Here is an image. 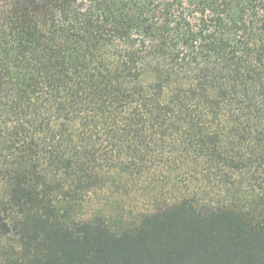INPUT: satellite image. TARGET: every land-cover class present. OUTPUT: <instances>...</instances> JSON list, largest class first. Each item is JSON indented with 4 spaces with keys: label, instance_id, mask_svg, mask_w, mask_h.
<instances>
[{
    "label": "trees",
    "instance_id": "16d2710c",
    "mask_svg": "<svg viewBox=\"0 0 264 264\" xmlns=\"http://www.w3.org/2000/svg\"><path fill=\"white\" fill-rule=\"evenodd\" d=\"M0 264H264V0H0Z\"/></svg>",
    "mask_w": 264,
    "mask_h": 264
},
{
    "label": "rangeland",
    "instance_id": "374dc122",
    "mask_svg": "<svg viewBox=\"0 0 264 264\" xmlns=\"http://www.w3.org/2000/svg\"><path fill=\"white\" fill-rule=\"evenodd\" d=\"M107 192L95 195L85 203V212H102L105 216L118 219V223L133 220L142 207V198L138 195L124 199L120 196H108Z\"/></svg>",
    "mask_w": 264,
    "mask_h": 264
}]
</instances>
